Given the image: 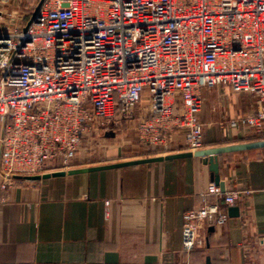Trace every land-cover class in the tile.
I'll return each instance as SVG.
<instances>
[{
	"label": "built area",
	"instance_id": "built-area-1",
	"mask_svg": "<svg viewBox=\"0 0 264 264\" xmlns=\"http://www.w3.org/2000/svg\"><path fill=\"white\" fill-rule=\"evenodd\" d=\"M31 1L42 5L27 25L20 8L0 13V203L25 177L74 170L83 141L145 98L138 133L150 145L183 133L202 151V91L221 87L254 97L242 123L264 133V0ZM245 194L211 183L183 216L184 250L204 248V230L229 219L220 201Z\"/></svg>",
	"mask_w": 264,
	"mask_h": 264
},
{
	"label": "crops",
	"instance_id": "crops-1",
	"mask_svg": "<svg viewBox=\"0 0 264 264\" xmlns=\"http://www.w3.org/2000/svg\"><path fill=\"white\" fill-rule=\"evenodd\" d=\"M21 2L0 0V13ZM202 99L203 150L264 141V133L242 123L255 113L254 97L221 87L202 91ZM146 101L137 116L148 110ZM135 118L130 124L138 130ZM5 130L0 122V155ZM129 152L74 170L189 153L183 133L166 147ZM219 174L227 190L246 193L244 200L234 207L220 201L227 223L204 230L206 246L192 253L183 248V216L202 205L201 194L215 183L205 158L18 181L0 203V264H264V148L220 155ZM231 208L240 209L238 216Z\"/></svg>",
	"mask_w": 264,
	"mask_h": 264
},
{
	"label": "rangeland",
	"instance_id": "rangeland-1",
	"mask_svg": "<svg viewBox=\"0 0 264 264\" xmlns=\"http://www.w3.org/2000/svg\"><path fill=\"white\" fill-rule=\"evenodd\" d=\"M19 8L27 16L28 14L35 13L37 10L36 4L31 0H22ZM15 9H18V7ZM148 111H144L143 114H146ZM137 114L139 113H136L134 116L138 119L139 116ZM134 116L126 118V120L125 118L122 119L117 125H110L108 132L99 131L86 138L79 152L77 163L83 164V166L100 165L104 162L110 163L120 160L122 158L121 154L130 155L129 150L138 151L139 148L153 150L163 148V145H150L142 141L136 129L137 126L134 127V124L132 126L130 124L133 119H136Z\"/></svg>",
	"mask_w": 264,
	"mask_h": 264
},
{
	"label": "water",
	"instance_id": "water-1",
	"mask_svg": "<svg viewBox=\"0 0 264 264\" xmlns=\"http://www.w3.org/2000/svg\"><path fill=\"white\" fill-rule=\"evenodd\" d=\"M41 5H42V2L39 4L36 10V13H38ZM262 148H264V141L242 144V145H235L232 147L202 150V151H198L195 153L189 152V153L177 154V155L168 156V157H156V158L144 159V160H138V161H129V162H124V163H119V164H114V165L93 167V168H87V169H75V170H71L67 172L61 171V172H55L52 174H45L43 176L25 177L23 179L27 181H39L41 179H48L50 177H62L65 175H75V174H80L84 172L100 171V170H105V169H114V168H123V167H132V166L141 165V164L160 162V161H165V160L170 161L174 159L195 156V157L205 158V163L210 166L211 171L214 173L215 184L220 186L222 190L225 191L226 189L225 184L221 182L220 174H219L220 155H223L229 152L249 151V150L262 149ZM239 211H240L239 208H235V209L231 208L230 215L232 216V214H235V216H238Z\"/></svg>",
	"mask_w": 264,
	"mask_h": 264
}]
</instances>
